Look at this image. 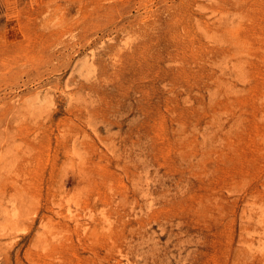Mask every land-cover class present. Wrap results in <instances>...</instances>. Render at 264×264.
Returning a JSON list of instances; mask_svg holds the SVG:
<instances>
[{
  "label": "rangeland",
  "instance_id": "374dc122",
  "mask_svg": "<svg viewBox=\"0 0 264 264\" xmlns=\"http://www.w3.org/2000/svg\"><path fill=\"white\" fill-rule=\"evenodd\" d=\"M0 264H264V0H0Z\"/></svg>",
  "mask_w": 264,
  "mask_h": 264
},
{
  "label": "bare ground",
  "instance_id": "6f19581e",
  "mask_svg": "<svg viewBox=\"0 0 264 264\" xmlns=\"http://www.w3.org/2000/svg\"><path fill=\"white\" fill-rule=\"evenodd\" d=\"M247 64V63H246Z\"/></svg>",
  "mask_w": 264,
  "mask_h": 264
}]
</instances>
